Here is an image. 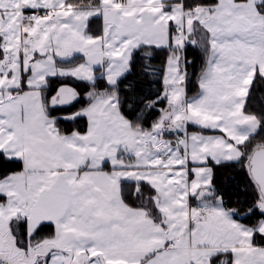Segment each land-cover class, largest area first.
I'll return each instance as SVG.
<instances>
[{
  "label": "snow or ice",
  "instance_id": "6c2138e0",
  "mask_svg": "<svg viewBox=\"0 0 264 264\" xmlns=\"http://www.w3.org/2000/svg\"><path fill=\"white\" fill-rule=\"evenodd\" d=\"M257 85L264 0H0V264H264Z\"/></svg>",
  "mask_w": 264,
  "mask_h": 264
},
{
  "label": "trees",
  "instance_id": "16d2710c",
  "mask_svg": "<svg viewBox=\"0 0 264 264\" xmlns=\"http://www.w3.org/2000/svg\"><path fill=\"white\" fill-rule=\"evenodd\" d=\"M99 23H100V21H98V20H94L92 22L91 27H92L93 31L96 30ZM189 53H190L189 58L195 60V65L193 67L189 68V72L191 73L193 70H195L196 73H198L200 66H201V56L199 55L198 50L193 51L191 49V47L189 48ZM165 59H166V50L159 52V54L156 55L155 58L151 61V65L153 68L161 70L158 73L157 77L154 78L156 82L152 85L153 90L162 88V84L160 83V80H161L162 74H163L162 68H163V63H164ZM76 62H79L78 56H77ZM97 75H99V72L97 73ZM191 80H192V83H190L188 86L189 87V93H188L189 95H193L195 93V91L198 90L195 86V76H191ZM72 83L78 85V87L81 90H84L86 88V86L82 83H79V82H72ZM51 86L53 88L59 86L58 78H52L51 79ZM261 105H264V86L257 85L256 90L253 92L252 99L250 101L249 110H252L253 108H256L258 110ZM149 123H150V121H149ZM189 129L195 130L194 128H191V127ZM262 138H264V133H262L260 136H257L256 140L253 143L262 142ZM238 169H239V165H237L235 169H227V170L217 169L216 170L217 181L221 184L226 183V178L231 177L234 174V172Z\"/></svg>",
  "mask_w": 264,
  "mask_h": 264
},
{
  "label": "crops",
  "instance_id": "0c3cea01",
  "mask_svg": "<svg viewBox=\"0 0 264 264\" xmlns=\"http://www.w3.org/2000/svg\"><path fill=\"white\" fill-rule=\"evenodd\" d=\"M190 96H191V95H190ZM189 131H193V130L189 129ZM209 134H211V133H209ZM168 138H170V137H168Z\"/></svg>",
  "mask_w": 264,
  "mask_h": 264
},
{
  "label": "built area",
  "instance_id": "2783aa9c",
  "mask_svg": "<svg viewBox=\"0 0 264 264\" xmlns=\"http://www.w3.org/2000/svg\"><path fill=\"white\" fill-rule=\"evenodd\" d=\"M171 138V137H170Z\"/></svg>",
  "mask_w": 264,
  "mask_h": 264
}]
</instances>
